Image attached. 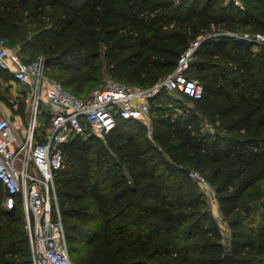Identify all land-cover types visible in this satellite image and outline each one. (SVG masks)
<instances>
[{
	"label": "trees",
	"instance_id": "trees-1",
	"mask_svg": "<svg viewBox=\"0 0 264 264\" xmlns=\"http://www.w3.org/2000/svg\"><path fill=\"white\" fill-rule=\"evenodd\" d=\"M239 1L0 0V37L80 96L104 70L152 86L201 39L187 75L203 96L178 90L193 106L163 89L151 133L120 117L105 140L66 142L55 183L75 264H264V200L245 210L264 180V44L226 33H264V0ZM191 169L215 188L229 246ZM4 198L0 180V264H33L22 208Z\"/></svg>",
	"mask_w": 264,
	"mask_h": 264
},
{
	"label": "built area",
	"instance_id": "built-area-1",
	"mask_svg": "<svg viewBox=\"0 0 264 264\" xmlns=\"http://www.w3.org/2000/svg\"><path fill=\"white\" fill-rule=\"evenodd\" d=\"M235 3L241 5L239 0ZM264 44V33L226 32ZM201 39L193 41L181 54L175 69L148 87L128 85L108 79L86 96L69 90L47 72L43 55L34 60L20 56L7 39L0 37V69L30 85V118L21 130L9 116L0 113V180L5 189L4 206L18 205L25 217L33 264H75L66 239L58 203L55 177L64 167L65 144L69 137L113 130L119 118L139 119L149 126L151 98L163 89L180 90L194 98L203 96V85L187 75ZM43 104L45 106L43 107ZM49 115V124L40 128V114ZM208 199L215 196L212 183L199 170L191 169Z\"/></svg>",
	"mask_w": 264,
	"mask_h": 264
},
{
	"label": "rangeland",
	"instance_id": "rangeland-1",
	"mask_svg": "<svg viewBox=\"0 0 264 264\" xmlns=\"http://www.w3.org/2000/svg\"><path fill=\"white\" fill-rule=\"evenodd\" d=\"M12 48H13V50L16 49V47H12ZM103 73H104V75H103L102 79L99 82L95 83L93 85V87L91 88V90L96 88V87H99L102 83L106 82V80L113 78V75L110 74L108 71L104 70ZM18 88L21 89V86L18 85ZM0 93L7 95L6 103L8 105H10V108L12 109V113H13L12 116L14 118L19 114H21L22 116L26 115V112H27V109L29 106L28 102H27V95L26 94H24L22 96H16V97L14 96V94L9 96L8 93H5V89H2L1 86H0ZM169 95H170V99L167 98V102L177 99V100H182L184 102V104L187 106H193L192 101L188 100L186 97H184L183 94L181 92H179L178 90L169 91ZM16 104H18V105H16ZM44 106H45V104H43V107ZM29 114H30V112H29ZM39 119H40V126H39L40 128H42L45 123L47 125L49 124L50 118L48 116H43L42 114H40ZM87 135L89 136V134H87ZM87 135H82V136H84V139H86L88 137ZM94 135L97 138H101V139L105 140L104 136H100L98 134H94ZM72 137H74V136L69 137V139H71ZM252 190L253 191H252L251 195L248 196L247 201L245 203V206H246L245 210L246 211H248L247 210L248 207L252 208L253 206L259 205V203L263 202V200H264V180L262 182H260L258 185H256V187H254ZM208 201H209V205L211 207L213 214L215 215L219 224L221 225L223 235H224V242L227 246H229L230 245V228L228 225V221L223 217V214L220 211V205H219V202L217 200V197L213 196Z\"/></svg>",
	"mask_w": 264,
	"mask_h": 264
},
{
	"label": "crops",
	"instance_id": "crops-1",
	"mask_svg": "<svg viewBox=\"0 0 264 264\" xmlns=\"http://www.w3.org/2000/svg\"><path fill=\"white\" fill-rule=\"evenodd\" d=\"M0 86L2 89H5V93H8L9 96L14 94V96H22L24 94L27 95V99L29 97L28 91L30 90V85L28 83H22L18 80H16L11 73L5 70L0 69ZM18 85L21 86V89L18 88ZM6 94L0 93V113H3L10 117L12 122L17 125L21 130L25 129V127L28 125L29 118H30V109L28 106L26 115L22 116L21 114L17 115L15 118L12 116V109L10 108V105L6 103ZM18 100V99H17ZM28 102V101H27ZM18 105V104H16ZM15 105V106H16ZM29 105V104H28ZM29 111V112H28ZM43 116H47L48 114L46 112L41 113ZM14 118V119H13Z\"/></svg>",
	"mask_w": 264,
	"mask_h": 264
},
{
	"label": "water",
	"instance_id": "water-1",
	"mask_svg": "<svg viewBox=\"0 0 264 264\" xmlns=\"http://www.w3.org/2000/svg\"><path fill=\"white\" fill-rule=\"evenodd\" d=\"M247 210H249V207L247 208ZM225 257L228 264H235V259L232 253H227Z\"/></svg>",
	"mask_w": 264,
	"mask_h": 264
}]
</instances>
